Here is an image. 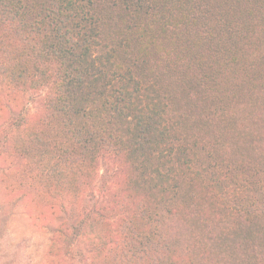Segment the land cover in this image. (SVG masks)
Segmentation results:
<instances>
[{
    "label": "trees",
    "instance_id": "trees-1",
    "mask_svg": "<svg viewBox=\"0 0 264 264\" xmlns=\"http://www.w3.org/2000/svg\"><path fill=\"white\" fill-rule=\"evenodd\" d=\"M30 92L0 183L45 264H264V0H0V111Z\"/></svg>",
    "mask_w": 264,
    "mask_h": 264
},
{
    "label": "rangeland",
    "instance_id": "rangeland-1",
    "mask_svg": "<svg viewBox=\"0 0 264 264\" xmlns=\"http://www.w3.org/2000/svg\"><path fill=\"white\" fill-rule=\"evenodd\" d=\"M42 96L43 92L22 94L10 109L3 108L0 111V132L10 123V119L37 112L41 107ZM4 162L0 160V165ZM110 175L109 166L102 163L94 189L85 199L84 206L91 207L102 199L101 188L109 182ZM1 188L0 183V264H45L53 232L46 227L38 228L29 213L31 208L27 202L14 204ZM62 217V214L56 216L52 222L58 223Z\"/></svg>",
    "mask_w": 264,
    "mask_h": 264
}]
</instances>
